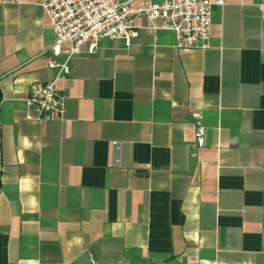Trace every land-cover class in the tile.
Instances as JSON below:
<instances>
[{
	"label": "crops",
	"instance_id": "1",
	"mask_svg": "<svg viewBox=\"0 0 264 264\" xmlns=\"http://www.w3.org/2000/svg\"><path fill=\"white\" fill-rule=\"evenodd\" d=\"M43 2L0 0V264H264V0L215 7L205 51L102 40L46 121L27 104L58 74Z\"/></svg>",
	"mask_w": 264,
	"mask_h": 264
},
{
	"label": "built area",
	"instance_id": "2",
	"mask_svg": "<svg viewBox=\"0 0 264 264\" xmlns=\"http://www.w3.org/2000/svg\"><path fill=\"white\" fill-rule=\"evenodd\" d=\"M217 6H224V0H158L139 7H132L129 0H44L42 7L55 34L49 68L58 74L50 83L31 84L28 119L46 121L64 116L58 80L71 76L74 58L95 55L104 39L122 40L130 47L143 29L154 36L172 32L180 50L210 49ZM140 18L148 21L145 27L136 26ZM192 118L196 145L203 149L208 132L203 114L193 112Z\"/></svg>",
	"mask_w": 264,
	"mask_h": 264
},
{
	"label": "trees",
	"instance_id": "3",
	"mask_svg": "<svg viewBox=\"0 0 264 264\" xmlns=\"http://www.w3.org/2000/svg\"><path fill=\"white\" fill-rule=\"evenodd\" d=\"M1 100H2V95H1V92H0V103H1ZM0 164H1V144H0Z\"/></svg>",
	"mask_w": 264,
	"mask_h": 264
}]
</instances>
